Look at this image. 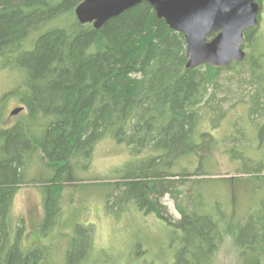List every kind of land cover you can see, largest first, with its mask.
Returning a JSON list of instances; mask_svg holds the SVG:
<instances>
[{"label":"trees","instance_id":"trees-1","mask_svg":"<svg viewBox=\"0 0 264 264\" xmlns=\"http://www.w3.org/2000/svg\"><path fill=\"white\" fill-rule=\"evenodd\" d=\"M82 1L0 0V68L21 76L20 83L0 97V264H43L49 255L47 246L39 242L23 249L24 227H14L10 218L18 190L33 182L46 189L38 234L39 238L52 236L61 216L64 184L75 182L77 166L90 163L96 145L106 138L124 144L138 159L124 166L125 171L132 168L131 173L99 185L115 189L114 195L105 197L106 205L120 198L132 201L139 210L179 230L181 248L173 264H197L201 259L210 264L227 236L237 248L253 253L244 264H262L264 155L254 162L234 155L236 149L230 148L235 159L253 167L243 163L236 176L218 179L201 170L209 154L206 145L215 146L211 134L203 131V121L206 117L211 124L221 121L229 99L236 100L233 106H247L256 148L264 147L260 24L244 33L242 62L224 69L209 65L187 69L183 35L170 30L147 3L95 30L75 19L73 11ZM254 1L264 10V0ZM68 17L73 21L63 23ZM247 88L250 91L244 96ZM10 100L23 108L12 124L5 116ZM188 157L198 163L191 173L180 163ZM33 165L38 174L49 177L27 179ZM177 166L180 172L173 173ZM186 177L192 179V188L175 205L180 218L171 221L160 201L165 195L177 200L182 195L177 189ZM206 181L229 182L232 192L244 181L255 182L251 189L245 188L249 195L263 189L257 214L249 209L242 224V220L233 222L234 209L226 215L231 222H226V216L204 213L208 207L201 185ZM231 198L235 208L236 196ZM72 242L68 260L81 244L77 239Z\"/></svg>","mask_w":264,"mask_h":264},{"label":"rangeland","instance_id":"rangeland-1","mask_svg":"<svg viewBox=\"0 0 264 264\" xmlns=\"http://www.w3.org/2000/svg\"><path fill=\"white\" fill-rule=\"evenodd\" d=\"M72 21L73 19L68 17L63 23L68 24ZM258 28L264 38V10L260 13ZM20 81L21 76L17 71L0 68V97L12 90ZM249 91V88L245 89L243 95L247 96ZM235 101L229 99L223 105L224 117L218 123L211 124L209 117L203 121V131L210 133L215 143L213 149L206 145L205 150L209 154L201 166V170L209 174V178L236 176L244 163L235 159L240 154L253 159L254 162L259 161L264 155V147L259 151L256 148L254 129L247 117V106L241 103L233 106ZM16 107H19V104L15 100H10L5 108V116L10 120V124L16 116L9 118V112ZM230 148L236 149L234 152L236 156H232ZM136 160L138 159L129 153L124 144H118L112 138L99 142L90 163L82 161L77 166L73 174L75 182L64 184L60 194L61 216L58 227H55L53 235L47 238H39L38 234V227L44 216L43 196L46 189L40 182H33L19 189L13 200L10 218L14 227H24L23 249L28 250L33 247V243L38 242L46 245L49 255L43 264H173L181 248V232L169 227L153 213L139 210L132 201L115 199L112 206L108 204L107 206L105 197L110 192L114 195L115 189L99 186L101 183L115 182L121 175L131 173L132 168L126 171L123 168L126 164L137 163ZM180 163L189 173L198 167L193 157L183 159ZM245 165L248 168L253 167L251 163L246 162ZM38 172V167L33 165L26 172L27 179L39 181L49 177V174ZM172 172H180L179 166L173 168ZM191 181L192 179L185 178L186 183L177 189L182 192L177 200L171 195H165L161 199L160 203L166 208V215L171 221L180 218L175 205L179 200L185 199V191L189 187L192 188ZM219 181H206L201 185V193L208 207L204 213L229 217L234 209L233 222L241 221L249 209L253 214H257L263 189H256L255 195H249L247 191L255 182L244 181L238 190L232 192L229 182ZM245 185H248L249 189L245 188ZM232 194L236 196L235 208L232 207ZM112 202L111 197L109 204ZM227 216L226 222H229ZM240 223L243 224V220ZM73 239H77L81 244L75 256L68 260L67 253ZM251 256L250 252L246 253L237 248L234 239L227 236L216 254L210 258V264H244L252 259ZM205 263L208 261L201 259L197 264Z\"/></svg>","mask_w":264,"mask_h":264},{"label":"water","instance_id":"water-1","mask_svg":"<svg viewBox=\"0 0 264 264\" xmlns=\"http://www.w3.org/2000/svg\"><path fill=\"white\" fill-rule=\"evenodd\" d=\"M141 3H147L170 30L183 35L187 69L201 65L224 69L242 62L244 33L259 25L260 5L254 0H83L73 13L79 24L98 30ZM22 111L14 108L9 118Z\"/></svg>","mask_w":264,"mask_h":264},{"label":"flooded vegetation","instance_id":"flooded-vegetation-1","mask_svg":"<svg viewBox=\"0 0 264 264\" xmlns=\"http://www.w3.org/2000/svg\"><path fill=\"white\" fill-rule=\"evenodd\" d=\"M261 11H262V8H261V6H260V13H261ZM259 19H260V14H259ZM259 24H260V20H259ZM259 26V25H258ZM42 219V218H41Z\"/></svg>","mask_w":264,"mask_h":264},{"label":"bare ground","instance_id":"bare-ground-1","mask_svg":"<svg viewBox=\"0 0 264 264\" xmlns=\"http://www.w3.org/2000/svg\"><path fill=\"white\" fill-rule=\"evenodd\" d=\"M257 203V202H256ZM230 222V221H229ZM233 226V225H232ZM247 249V248H246ZM244 250V249H243ZM249 251V250H248ZM256 252V251H255ZM263 252V251H262ZM243 253V252H242ZM253 254V253H252ZM242 255H244V254H242ZM245 256V255H244ZM256 256H258V255H256ZM261 256V255H260ZM264 258V257H263Z\"/></svg>","mask_w":264,"mask_h":264}]
</instances>
